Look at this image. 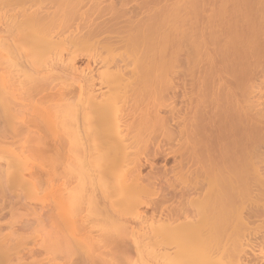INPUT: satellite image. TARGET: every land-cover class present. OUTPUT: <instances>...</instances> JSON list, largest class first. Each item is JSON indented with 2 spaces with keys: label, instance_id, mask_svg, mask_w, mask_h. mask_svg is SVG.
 Here are the masks:
<instances>
[{
  "label": "bare ground",
  "instance_id": "6f19581e",
  "mask_svg": "<svg viewBox=\"0 0 264 264\" xmlns=\"http://www.w3.org/2000/svg\"><path fill=\"white\" fill-rule=\"evenodd\" d=\"M131 1H118V6L115 0H0V199L6 200L0 204V264H264V204L259 203L264 197V91L256 94L260 87L256 82L264 76V38L254 36L261 26L263 29L264 23L257 18L259 11L264 14L262 4L257 0L260 6L256 1L251 5L254 0H249L251 4L248 0H216L221 3L215 6L219 12L214 15L211 9L209 14L216 23L220 17L222 20L215 24L211 18L215 24H208L211 36L203 29L210 36L207 38L218 34L219 43L229 35V46L228 42H224L226 48L219 44L224 49L221 52L213 45V54L220 53L225 59L222 66L217 64L221 75L217 79L210 76L215 72L209 71L210 63L219 62L216 55H210L212 50L211 69L207 67L208 77L206 73L204 79L198 77L203 80L196 82L199 86L195 83L198 90L192 89L191 79L192 84L182 83L186 104L181 101L189 110L181 111L182 115L175 114L180 110L173 112L171 120H176L178 128L166 133L162 141L169 142L176 134L177 150L166 152L157 137L143 135L146 115L142 107L143 96L157 88L154 82L161 78L157 75L163 53L157 41L159 26L150 25L149 34L145 25L157 21L162 1ZM187 1L186 6L195 2ZM198 1L199 5H193L196 8L190 7L194 9L187 21L193 23L190 18L195 9L199 18L202 3ZM243 1L248 2L247 9ZM241 3L244 9L239 7ZM202 7L205 10V4ZM245 12L247 18L258 13L257 33L237 22L246 17ZM228 15L229 24L223 29ZM181 17L185 24V16ZM195 19L194 23L197 16ZM256 21L252 26H257ZM192 23L190 30L193 25L199 29L200 21L197 26ZM185 29L190 39L177 36V42L194 41L192 46L198 43L201 47L205 33ZM147 35L154 41L149 47L152 53L141 51L132 67L127 59L109 60L104 55L125 48L130 40L142 43ZM192 36L200 38L191 40ZM252 36L261 43L258 39L254 43ZM206 40L207 45L214 44V40ZM81 46L84 48H78ZM199 47L198 52L203 48ZM157 53H161L160 60ZM223 72L228 75L224 77ZM125 83L133 85V105L124 102L118 107L124 96L120 87ZM188 83L191 88H187L193 90L190 94H197L187 98L190 101L186 99L190 96ZM130 140H134L135 150H129L133 146ZM150 145H154V153L165 152L160 154L166 158L175 155L171 174L192 180L188 189L164 182L174 191L177 205L173 208L162 205L170 193L166 190L160 192L162 200L149 203L136 195L147 184L159 183L158 176L166 178L164 172L169 175L167 168L156 177L142 174L146 160L141 155ZM66 157L71 162H65ZM63 158L68 167L76 162L70 165L80 172L72 175L69 185L62 175ZM117 171L124 172L123 176L112 177ZM51 180L59 182L58 195L49 186ZM55 183L51 185L54 189ZM45 185L53 192L52 205L43 198L53 211L38 196ZM27 198L41 202L35 207ZM242 198L243 202L249 198L248 206L244 211L234 210ZM149 205L158 216H147L144 208ZM75 208L86 211L81 220L76 219ZM50 247L60 249V260L38 258L41 249Z\"/></svg>",
  "mask_w": 264,
  "mask_h": 264
},
{
  "label": "rangeland",
  "instance_id": "374dc122",
  "mask_svg": "<svg viewBox=\"0 0 264 264\" xmlns=\"http://www.w3.org/2000/svg\"><path fill=\"white\" fill-rule=\"evenodd\" d=\"M118 1H121V0H115V2H117L116 4L118 5V6H120V3L118 2ZM131 1V0H130ZM143 1H145V0H143ZM146 1H148V0H146ZM162 1V2H161ZM160 2L161 3H159L158 4V6L159 7H161V10L159 11V18H161V19H159V20H161V21H159L158 19H157V21L155 22L154 21V23H153V21H148L147 22V24L145 25V28L147 29V30H152V28H150V25H152L151 27H157V26H159V27H155L156 29H159L158 30V33H159V37H161V38H157V41H158V43H159V46L161 47V50H162V69H159L160 71L159 72H157V75H158V73H159V75L161 76V78L159 79L160 81H157V76L155 75L152 79L154 80V78L156 79L155 80V82H154V87H159L158 89L157 88H153V89H157V90H154V91H150V92H148V93H146L144 96H143V104H142V107L145 109V115H146V120H145V124H144V131H143V135L145 136V138H147V136H155V137H157L160 141H162L163 140V138H164V135L166 134V133H168L170 130H177V128L178 127H176L177 126V124H176V120H171V117L174 115L173 114V112L175 111V110H180V111H175V114H176V112H177V115H180L178 112H180L181 113V115H182V112L181 111H183L184 112V114H185V110H189V109H185V108H188L187 107V105H185L186 103H185V101L183 100V93H184V90H185V87H182V86H184V84H182V83H187L188 81H189V83L190 84H192L191 82V80H193V84L192 85H194V86H192L191 85V87H192V89L194 90V88H195V83L197 82H199L202 78L204 79L205 78V73L207 74V76L206 77H208V72L209 71H215V72H217V70H218V67H217V64H218V66H222V64H223V60H224V62H225V59L224 58H220L219 57V55H220V53H218V54H213L214 53V51L215 50H217V52H218V50L220 49V50H222L223 48H226L225 47V45L226 46H229V42H230V38H228L227 39V37L229 36V35H226L225 37V39L227 40H225L224 38H220V40H222L220 43L222 44V46H223V48L221 49L220 47H222V46H219V42H217V41H219V38L217 39V37H218V34H217V37L216 38H214V39H212V38H207L209 35L211 36V33H209L210 32V26H214L215 24H217V23H219L221 20H222V17H220V19H219V21L217 20L218 19V17H216L217 19V23H216V21L215 20H213V18L215 19V14H216V12L218 13L219 11H217V7H215L216 5L219 7V5L221 4L220 2H221V0H220V4L218 5L217 3L218 2H216V0L214 1V0H210V1H212L213 3H216L215 5H213V3H212V5H211V2L209 1V0H205L204 1V4H205V10H204V8L202 7L204 4H203V0H200L201 1V3H202V6H201V3H200V6L202 7H200V9L201 10H198L199 12V18H198V14H197V12H196V9H195V11L194 12H196V13H194L193 12V14H197L196 16H197V22L198 21H200V25H199V23H197L198 24V26L196 25V23H194V21L196 20L195 19V15H194V17H192V18H190V19H192L193 20V18H194V21H193V23L197 26V27H199V29H200V32L199 33H201L202 34V32H203V34L205 33L204 32V29H205V31H206V33L208 32V30H209V35H207L206 33H205V35H203V38H201L200 40H206V39H210V41H212V40H214V44H213V41L211 42V43H208V45H207V43L206 42H204L203 40L200 42V46L201 47H203L201 50L199 49V52H198V47L199 46H197V44H195L196 45V47H194V46H192V44H194V41L192 42V44H191V41H189L190 43H188V42H186V41H184V40H186L184 37H186L187 39L189 38V37H187V35L185 36V34H184V32H186V31H184V29L187 27V30L189 29V27H188V25L189 24H191L192 23V21H187L188 20V18H187V15L188 16H190V14L192 15V12H191V9H192V11H193V9L194 8H196V6L194 7L193 5H194V3H195V5H199V3L198 4H196L197 2L196 1H198V0H195V2L192 4V5H190L191 3H189V6H186V4H188V3H185V2H188L187 0H168V1H166V0H161ZM193 2L194 0H190V2ZM200 1H198V2H200ZM219 1V0H218ZM245 1V0H244ZM244 1H243V4H245L244 3ZM253 0H251V2H252ZM256 0H254L253 1V3L255 2ZM257 1H259V3H261L262 5L261 6H263V9H264V0H257ZM255 2V3H257V4H259L258 2ZM208 2H210V3H208ZM246 2V1H245ZM248 2H249V0H248ZM248 2L245 4V6L246 5H248L249 6V4H251V2H249V4H248ZM255 3L254 4H251V5H255ZM129 4H130V2H129ZM131 4H132V1H131ZM183 4V9L184 10H182V9H180ZM184 4H185V6H184ZM242 3L240 4L241 6H239L240 8H242V9H244L245 8V6L243 5ZM147 5V4H146ZM149 5V4H148ZM147 5V6H148ZM207 5V6H206ZM228 5V4H227ZM229 5H230V3H229ZM228 5V6H229ZM244 6V8H243V6ZM129 7H131L132 5H128ZM150 6H152L151 4L149 5V7ZM191 6H193L191 9H190V7ZM212 6V7H211ZM248 6H246V8L245 9H247V7ZM259 6H260V4H259ZM259 6H256V7H258L259 8ZM163 7V8H162ZM175 7V8H174ZM177 7V8H176ZM199 7V6H198ZM197 7V8H198ZM151 8V7H150ZM165 8H167L168 10H166ZM217 8V9H216ZM257 8V9H258ZM164 11H163V10ZM181 11H180V10ZM211 9H212V11L213 10H215V12H214V15H213V17L211 16V14H209V12H211ZM259 9H261V8H259ZM173 10V11H172ZM176 10H177V12L178 13H181V15H184L185 17H184V19H185V21H187V22H185V24L183 23L184 21H183V16L181 17V15H179V14H177L176 13ZM203 10V12H201L200 13V11H202ZM209 10V11H208ZM167 11V12H166ZM170 11V12H169ZM262 11V10H261ZM261 11H259L258 13H261V15H262V12ZM163 14H162V13ZM165 12V13H164ZM189 12H191V13H189ZM161 13V14H160ZM175 13H176V15H175ZM213 13V12H212ZM247 13L248 12H245V15H246V17L244 18V16H241V15H243V13L240 15L241 17H239V20L238 19H236L237 20V22L238 23H240V21H242L241 23H242V26H243V24H245V25H248V28L247 29H252V30H254V29H256L257 28V30H258V28H259V26H258V22L257 21H259V20H257L256 21V17L255 16H258V13H256V15L255 14H253L252 16H254V18L253 17H251V13H250V15H249V19L247 18ZM150 14V13H149ZM169 14V15H168ZM171 14H172V16H171ZM174 14V15H173ZM186 14V15H185ZM208 14L210 15L209 17H207L208 16ZM163 17H162V16ZM166 15H168L169 17H167V18H164V16H166ZM178 15V17H180L181 19H179L178 18V20H177V16ZM219 15V14H218ZM260 15V16H261ZM264 15V14H263ZM263 15H262V17H263ZM107 16V15H106ZM144 16V15H143ZM146 16V15H145ZM171 16V17H170ZM175 16V19L177 20H175L174 18V21H173V19H172V17H174ZM201 16V17H200ZM205 16H206V18H205ZM257 17V18H260V20L261 21H259L260 23H261V25L264 23V21L262 22V19H261V17ZM107 17H109V15L107 16ZM224 17H229V15L228 16H224ZM224 17H223V19H224ZM250 17L251 18H253V23H255V21L257 22V26H252V25H254L253 23H251L250 21ZM170 20H169V19ZM187 18V19H186ZM211 18H212V22L213 23H215V24H213L212 25V22H211ZM227 18H225V19H227ZM246 19L248 22H250V24H246V20H245V23H243L244 21V19ZM163 19H166V22L168 23V25H171V28H170V26L169 27H167L168 25H167V23H165V20H163ZM171 19H172V21H171ZM231 19V18H230ZM243 19V20H242ZM264 20V19H263ZM163 21H164V23H165V25H166V27H165V25H164V23H163ZM179 21L181 22V23H179ZM183 21V22H182ZM208 21V22H207ZM151 24H150V23ZM174 22V23H173ZM189 22H191V23H189ZM211 22V23H210ZM224 22H225V20H224ZM228 22V23H227ZM149 23V24H148ZM157 23V24H156ZM177 23H178V25H177ZM192 23V24H193ZM210 23V26L208 25ZM222 24H224L223 23V21L221 22ZM220 23V24H221ZM226 23L227 24H224L223 26H224V28L223 29H225V28H227V27H225V25L227 26L228 24H229V18H228V20H226ZM240 23V24H241ZM260 23H259V25H260ZM155 26H154V25ZM161 24L162 25H164V27L162 26L161 27ZM174 26H173V25ZM183 25V27L181 26V25ZM239 24V25H240ZM147 25H149V26H147ZM175 26H176V28L177 27H179V28H177L178 30H175ZM180 26H181V30H180ZM186 26V27H185ZM208 26H209V28H208ZM241 25H240V27L242 28V30L243 29H245L246 31L245 32H247L248 30L246 29V26L243 28ZM250 26V27H249ZM253 28H252V27ZM173 27V28H172ZM239 27V28H240ZM149 28V29H148ZM162 28V29H161ZM191 28V27H190ZM204 28V29H203ZM208 28V29H207ZM229 28V27H228ZM241 28H240V31H242L241 30ZM261 28H262V26H261ZM261 28H260V31L258 30V33L259 34H255L254 36L255 37H257L258 36V38L259 39H261V38H264V24H263V29L261 30ZM161 29V30H160ZM167 29V30H166ZM168 29H170V30H168ZM174 29V30H173ZM192 29H195V30H198L199 31V29L197 28H195V26L193 25V28ZM192 29L190 30V31H192ZM201 29H203V30H201ZM151 30L149 31V34H150V32H151ZM173 30V31H172ZM179 30H180V32H179ZM186 30V29H185ZM194 30V31H195ZM227 30V29H226ZM251 30V31H252ZM257 30H254V32L256 31V33H257ZM168 31V32H167ZM179 33H177V32ZM183 31V32H182ZM197 31V32H198ZM202 31V32H201ZM244 31V30H243ZM242 31V33L244 34V32ZM132 32V34H134L135 33V31L134 30H132L131 31ZM170 32V33H169ZM193 32V31H192ZM167 33H169V34H167ZM173 34V36H172V34ZM174 33H176L175 35H174ZM184 34L183 36H181L182 34ZM190 33V32H189ZM188 33V31H187V33L186 34H188V35H190ZM146 34H148V32L146 33ZM160 34H161V36H160ZM166 34V35H165ZM171 34V35H170ZM192 35H193V33H191ZM201 34H199L198 36H200ZM242 34V36L243 37H245L244 35ZM254 34V33H253ZM169 35V36H168ZM195 35V34H194ZM148 36L149 35H147L146 36V39H145V41L144 42H142V43H137V41H135L134 42V40H130L129 41V43H128V45L124 48H119V49H117L116 51H113V52H110V53H104V55L109 59V60H119L120 58H124L127 62H128V64H130V66L132 67L134 64H133V62H134V60H137V58L139 57V55H140V53H141V51L142 52H146V53H149V54H151L152 52H149V47L151 48V42H154V41H152L153 39H150L151 37H149L148 38ZM151 36V35H150ZM178 36V38L179 37H183L184 38V40H183V42L181 43V42H177V39L178 38H176ZM198 36H196V37H198ZM202 36V35H201ZM200 36V37H201ZM205 36V37H204ZM209 36V37H210ZM216 36V35H215ZM231 36V35H230ZM254 36H252V37H254ZM191 37V36H190ZM195 36L193 37L192 36V39L191 40H193V38L195 39L196 38ZM200 37H198V38H200ZM254 37V39L252 38V40L254 41L255 39H258V38H255ZM180 38V39H181ZM246 38V37H245ZM190 39V38H189ZM215 39H217V40H215ZM248 38H246L245 40H247ZM250 39V38H249ZM259 39H258V41H259ZM228 40H229V42H228ZM242 40H244L242 37H241V41ZM244 40V41H245ZM262 40V42H264L263 41V39H261ZM181 41V40H180ZM196 41H197V38H196ZM196 41H195V43H196ZM207 41V40H206ZM210 41H208V42H210ZM249 41V40H248ZM217 42V43H216ZM224 42H228V43H226V44H224ZM249 42H252V41H249ZM248 42V44H250ZM257 42V41H256ZM204 43V44H203ZM242 43H244L243 41H242ZM254 43H255V41H254ZM259 43H261V41H259ZM258 43V44H259ZM139 44V45H138ZM161 44V45H160ZM191 44V45H190ZM206 44V45H205ZM218 46H216V45ZM247 43H246V41H245V45H246ZM213 45H215L216 46V49L214 50V46ZM264 45V43L262 44V46ZM166 47V48H165ZM201 47H199V48H201ZM207 47V48H206ZM78 48H84L83 46H81V47H78ZM165 48V49H164ZM196 48V49H195ZM228 48V47H227ZM164 50V51H163ZM212 50H213V52H212ZM219 50V51H220ZM224 50V49H223ZM159 52H161L160 50H158ZM197 52V55H196V52ZM187 52V53H186ZM191 53V54H189V53ZM212 52V54H210ZM221 52V51H220ZM215 53H216V51H215ZM158 54V56H159V54H161V53H157ZM187 54V55H186ZM209 54L210 55H212V56H215L216 55V58L215 57H213V58H215L216 59V62L217 61H219L220 62V60H221V63H219V62H217V63H215V61H212V60H214V59H212V56H210V58H209ZM66 56V55H65ZM217 56L219 57V59L217 60ZM174 57V58H173ZM177 57V58H176ZM159 58V60H160V56L158 57ZM173 58V60H175V58H176V62H171V61H173V60H171ZM191 58H192V60H191ZM208 60H209V63H210V60L212 61V62H214V63H210V65H209V63H208ZM169 62H170V64H169ZM211 64H212V66H211ZM212 68H210L209 66ZM214 66V67H213ZM169 67H171V69H168ZM207 67H209L211 70H209L208 71V69H207ZM169 70V71H168ZM170 70H173V72L171 71V75L170 74H168L169 72H170ZM208 71V72H207ZM165 72L168 74V76H167V74H165ZM214 72V75L212 74V73H210V76H212V78H213V76H215L214 78L215 79H217V78H219L218 77V75L220 76L221 74H219L218 72H217V74ZM161 73V74H160ZM164 74V75H163ZM216 74V75H215ZM223 75H224V77H225V75H228V74H224V72L222 73ZM162 75L164 76V77H162ZM200 75H202V78H200L199 79V81H198V77L200 76ZM166 76V77H165ZM196 77V78H195ZM217 77V78H216ZM227 77V76H226ZM159 78V77H158ZM186 78H187V80H186ZM211 78V79H212ZM263 78H264V76L261 78L262 80H263ZM185 79V80H184ZM188 79H191V80H188ZM196 79H197V81H196ZM208 79H210V78H208ZM222 79V78H221ZM261 79H259L257 82H256V86L257 87H259L258 89H257V87L254 89V90H256V94H259L258 92H260L261 90L262 91H264V81H262ZM184 82H183V81ZM205 80H207V79H205ZM185 81H187V82H185ZM202 81L203 80H201V83H202ZM160 82V83H159ZM259 82V83H258ZM188 83V85L189 86H186V89L187 90H189V91H187L188 92V94H190L191 93V91H193L192 89L190 90V84ZM196 83V84H197ZM200 83V84H201ZM258 83V84H257ZM263 83V84H262ZM128 84V83H127ZM126 83L125 84H122V86L120 87V89H121V91L123 92V94H124V96H123V98L120 100V102H119V104H118V107L119 106H121L124 102H129V104H131V105H133V85H132V83H130V84H128L127 85ZM198 85V84H197ZM177 86H179V87H177ZM182 87V89H180L181 87ZM199 86V85H198ZM187 87H190V88H187ZM198 87L196 86V90L195 91H197L198 89H197ZM182 90H183V93H182ZM203 90H204V88H203ZM254 90H253V92H254ZM260 90V91H259ZM182 93V94H181ZM193 94L192 95H194V94H196V92H192ZM253 94V93H252ZM254 94H255V92H254ZM253 94V95H254ZM181 95H182V99H181ZM191 94H190V96L189 95H187V97H186V99L188 98V99H191V98H189V97H191L192 96ZM195 96H197V94L195 95ZM192 97H194V96H192ZM195 98V97H194ZM187 99V100H188ZM193 99V98H192ZM132 100V101H131ZM185 103H183L182 101ZM264 100V99H263ZM188 101H190V100H188ZM192 101V100H191ZM183 105V106H182ZM184 106H186V107H184ZM179 109H178V108ZM182 107V108H181ZM134 109V106H132L131 107V111ZM185 109V110H184ZM172 111V112H171ZM170 113H171V115H170ZM173 114V115H172ZM176 117V116H175ZM174 121H175V123H174ZM176 124V125H175ZM174 131V132H175ZM177 135L175 134V137H174V139H172V140H170L169 142H164V141H162V146H161V148L162 149H164L166 152L167 151H170V152H173V151H176L177 150V138H178V136L176 137ZM143 139H144V137H142ZM134 141V140H133ZM133 141H128V142H131V144L134 146V143H132ZM136 144V143H135ZM137 145V144H136ZM130 146V149L129 150H131V147H132V149L133 148H135L136 146H131V145H129ZM153 146V147H152ZM133 150H135V149H133ZM145 150V149H144ZM132 151V150H131ZM160 151V152H159ZM158 152L159 153H154L155 152V149H154V145H150L149 147H147V149L144 151L145 153L143 154V155H141V157L143 158V160H146V162H145V164H144V166H143V168H142V174L144 175V177H145V175H148L149 176V174L153 177V176H158V175H160V173L161 174H163V171L165 170V168H167L168 169V174L169 175H167V171H166V173L164 172V174H166V178L164 177V176H162V178L163 179H161V176L159 177H157V178H159V183H156L154 186L152 185H150V184H147L146 186H145V188L143 189V190H139L137 193H136V195H138V196H140V198H141V200H144V201H146V202H150V201H157L158 199L159 200H162L163 198H162V194L160 195V192L162 193L163 192V190H166V191H168V192H170L169 194H167L168 195V201L166 200L162 205L163 206H165V207H170V208H173L174 206H176L177 205V200H176V197L175 198H173V195H174V191H173V189L172 188H169V186L166 184V183H164L166 180H169L172 184H173V186L174 187H177V188H181V189H188V187L191 185V182H192V180H191V178H190V176H187V175H182V176H179V175H175V174H171L170 173V171H171V169H172V167L174 166V164H176L175 162V155L174 154H172L170 157H165V152H163L162 150H159ZM161 151L164 153H162V154H160L161 153ZM74 156H69V159L70 160H72L73 159V161L72 162H74V159H75V157L73 158ZM65 158H63L62 159V161L64 160ZM77 159V158H76ZM76 159H75V161H76ZM65 162L66 161H69L68 160V157H66V160H64ZM63 161V164H65L64 166H63V164H62V175L64 176L65 175V177L63 178L64 179V181L65 182H67L68 183V181H70L72 178H73V176H75V175H78L77 174V172H79V171H77V169L75 170V167L74 166H72V165H70V164H74L75 165V163H68V165L70 166V167H68V166H66L67 165V163H65ZM79 161V160H78ZM69 162H71V161H69ZM80 162V161H79ZM80 164V163H79ZM151 164V165H150ZM78 165V164H77ZM81 165V164H80ZM130 165H128V167H129ZM166 166V167H165ZM79 167L80 168H82V166H78L77 168L79 169ZM131 167V166H130ZM129 167V168H130ZM164 167V168H163ZM69 168V169H68ZM127 168V167H126ZM71 170H74V171H76V172H74V171H71ZM82 171V170H81ZM64 172V173H63ZM74 172V173H73ZM118 172V171H117ZM121 172V171H120ZM120 172H118L117 174H114L112 177H114V176H123V174H124V172L122 173V175H121V173ZM172 172V171H171ZM71 173V174H70ZM73 173V174H72ZM80 173V172H79ZM75 174V175H74ZM163 174V175H164ZM73 175V176H72ZM80 175V174H79ZM145 178H147V177H145ZM169 178V179H168ZM52 181V180H51ZM145 181H147V179L145 180ZM148 182V181H147ZM50 183V182H49ZM55 183V180L54 181H52L51 182V184L49 185L50 187H51V189H52V191L55 193L54 195H56L57 194V192H56V184L57 183H59V182H57L56 181V183H55V189H54V187H52L53 186V184ZM144 184H146V182H143ZM52 185V186H51ZM68 185H69V183H68ZM49 186H47V185H45L44 187H42V189H40V191L38 192V196L40 197V195H41V197L40 198H43V196H45L46 197V200H47V198H48V200L49 201H51V205H52V198H50V195L51 194H53V192L52 191H50L51 189H49ZM155 187V188H154ZM168 187V188H167ZM47 191H46V190ZM61 189H62V187H61ZM156 189V190H155ZM42 190V191H41ZM162 190V191H161ZM47 192L46 193V195H44L45 194V192ZM41 192V193H40ZM44 193V194H43ZM172 193V194H171ZM43 194V195H42ZM54 195H52L53 197H54ZM58 195V194H57ZM172 195V196H171ZM49 196V197H48ZM246 196H248V195H246ZM38 197V198H39ZM44 197V198H45ZM56 197V196H55ZM173 199H172V198ZM42 199V201L44 202V204L46 203L45 202V199ZM50 198V199H49ZM171 198V199H170ZM246 198V197H245ZM244 198V199H245ZM262 198H264V197H262ZM262 198H260L261 200H259L260 202L259 203H262V204H264V202H262ZM175 199V200H174ZM249 198H247L244 202H243V198L241 199L242 201H239V203H237L238 205L234 208V210H242L243 209V211L245 210V208L248 206V204H246L245 202L248 200ZM25 200V199H24ZM27 200H29L28 198H27ZM27 200H25V201H27ZM34 202H31V200H29L31 203H32V206H34L35 205V207L36 206H38L39 204H37V203H40L41 202V200H40V202H39V199L37 200V198H35V200H34V198L32 199ZM54 200V199H53ZM170 200V201H169ZM6 200L5 199H0V204L1 203H3V202H5ZM28 201V202H29ZM37 201V202H36ZM176 201V202H175ZM264 201V200H263ZM54 202H55V200H54ZM30 203V204H31ZM36 203V204H35ZM247 203H249V202H247ZM47 205L49 204L50 205V202L48 203V201H47V203H46ZM55 203H53V205H54ZM48 205V207H50ZM247 205V206H246ZM53 207V206H52ZM52 207H50L49 209H51L52 211H53V209H52ZM83 208H81V209H78V208H75V211H76V213H77V215L75 216L76 217V219L77 220H81L82 218H83V216H84V213H86V211L84 212V210H82ZM145 213H147V216H149V214L151 215L152 213H154L155 215H157L158 216V212H156V211H154L153 210V208L149 205V206H146L145 208ZM143 209V210H144ZM24 210H22V212H23ZM54 211H56V210H54ZM26 212V211H25ZM57 212V211H56ZM55 212V213H56ZM82 213V214H81ZM81 215V216H80ZM77 216H78V218H80V219H78L77 218ZM227 218H229V216L227 217ZM232 218V217H231ZM183 220H185L184 218H182ZM258 224V223H257ZM257 224H255L256 226H257ZM254 225V224H253ZM254 227V226H253ZM256 228V227H255ZM256 230V229H255ZM258 233L259 231L258 230H256V231H254V233ZM264 233V232H263ZM262 233V234H263ZM260 234V232L258 233V235ZM261 235V234H260ZM39 244L41 243V238L39 239ZM37 248V247H36ZM42 251H41V257L39 256L38 258H50L51 260H55V261H58V260H60V258H62L61 256H62V252L60 253V249H58V251L55 249V248H53V247H50V248H44V249H41ZM62 251V250H61Z\"/></svg>",
  "mask_w": 264,
  "mask_h": 264
}]
</instances>
